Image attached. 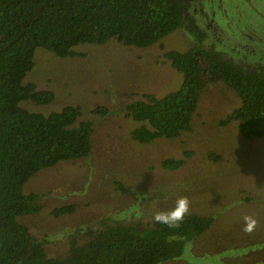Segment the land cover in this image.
Returning <instances> with one entry per match:
<instances>
[{
	"label": "rangeland",
	"instance_id": "rangeland-1",
	"mask_svg": "<svg viewBox=\"0 0 264 264\" xmlns=\"http://www.w3.org/2000/svg\"><path fill=\"white\" fill-rule=\"evenodd\" d=\"M195 17L207 33L202 44H214L236 62L264 63V0H202ZM193 45V36L178 28L146 47L111 38L77 44L67 56L35 50L25 81L52 90L54 99L20 105L46 115L77 106L75 124L93 126L88 155L40 169L23 186L24 193L40 195L41 210L20 221L33 235L47 238L48 257H65L68 236L79 226L98 229L102 217L150 225L155 212H166L186 197L187 213L213 222L181 256L159 264H264V136L245 138L237 119L222 123L242 105L233 87L207 81L190 130L146 143L133 137L148 123L127 116L126 105L145 94L161 98L179 89L183 74L164 52ZM99 107L108 111L95 112ZM167 159L183 162L166 167ZM66 205L75 209L53 214ZM245 215L257 221L250 233L243 231ZM88 237L82 230L80 240Z\"/></svg>",
	"mask_w": 264,
	"mask_h": 264
},
{
	"label": "trees",
	"instance_id": "trees-1",
	"mask_svg": "<svg viewBox=\"0 0 264 264\" xmlns=\"http://www.w3.org/2000/svg\"><path fill=\"white\" fill-rule=\"evenodd\" d=\"M201 6L202 0H0V264H159L181 256L186 244L209 228L213 217L194 213L185 214L177 227L102 217L100 228L79 226L69 234L65 257H48L47 238L33 235L20 221L41 210L40 195L23 192L29 178L61 160L86 156L92 147V123L75 124L79 107L46 115L20 105L54 99L52 90L25 81L39 47L58 56L73 54L77 44L111 38L146 47L183 28L194 45L164 52L183 74L182 84L161 98L145 94L126 105L127 116L148 123L136 128L133 137L146 143L190 130L200 92L214 80L233 87L242 99L222 123L237 119L245 138L264 136V63L236 62L214 44H202L207 33L195 17ZM182 162L167 159L164 165L175 168ZM74 209L66 205L53 214ZM82 230L89 236L85 241L80 240Z\"/></svg>",
	"mask_w": 264,
	"mask_h": 264
},
{
	"label": "clouds",
	"instance_id": "clouds-1",
	"mask_svg": "<svg viewBox=\"0 0 264 264\" xmlns=\"http://www.w3.org/2000/svg\"><path fill=\"white\" fill-rule=\"evenodd\" d=\"M189 210V201L186 197H180L175 202V207L166 212H155L153 214V219L160 223L167 225L168 227H177L183 220L185 214ZM244 226L243 231L252 232L256 226V219L252 216H244Z\"/></svg>",
	"mask_w": 264,
	"mask_h": 264
}]
</instances>
